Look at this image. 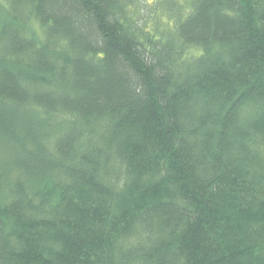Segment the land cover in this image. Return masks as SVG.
I'll return each mask as SVG.
<instances>
[{"label":"trees","instance_id":"obj_1","mask_svg":"<svg viewBox=\"0 0 264 264\" xmlns=\"http://www.w3.org/2000/svg\"><path fill=\"white\" fill-rule=\"evenodd\" d=\"M0 264H264V0H0Z\"/></svg>","mask_w":264,"mask_h":264},{"label":"rangeland","instance_id":"obj_2","mask_svg":"<svg viewBox=\"0 0 264 264\" xmlns=\"http://www.w3.org/2000/svg\"><path fill=\"white\" fill-rule=\"evenodd\" d=\"M141 1H142L143 3H145V1H147V0H141ZM148 1H150V2H151L152 0H148ZM181 1H182V0H181Z\"/></svg>","mask_w":264,"mask_h":264}]
</instances>
